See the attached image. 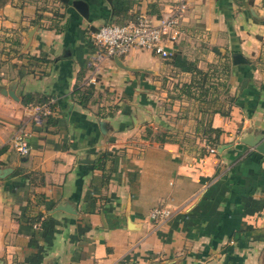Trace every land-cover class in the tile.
<instances>
[{"label": "crops", "instance_id": "crops-1", "mask_svg": "<svg viewBox=\"0 0 264 264\" xmlns=\"http://www.w3.org/2000/svg\"><path fill=\"white\" fill-rule=\"evenodd\" d=\"M73 1L0 0V264H264V153L237 148L264 131V0H188L168 57L97 70L91 31L175 0Z\"/></svg>", "mask_w": 264, "mask_h": 264}, {"label": "built area", "instance_id": "built-area-1", "mask_svg": "<svg viewBox=\"0 0 264 264\" xmlns=\"http://www.w3.org/2000/svg\"><path fill=\"white\" fill-rule=\"evenodd\" d=\"M188 0H175L174 4L159 17H152L141 13L135 20L124 24H104L91 31L90 37L97 47L94 57L89 64L94 70L109 57L127 56L133 49L150 50L154 54L168 57L171 52L166 46L167 42L177 39L180 33L179 20L187 7ZM95 74L88 78V82L95 83ZM39 113L46 114L43 107L37 109ZM40 115L35 116L40 121ZM27 132L19 129L11 138L12 147L20 154H27L30 146L27 142ZM210 152L215 151L209 148ZM172 215L167 206H156L149 212L150 219L162 221ZM126 264V263H124Z\"/></svg>", "mask_w": 264, "mask_h": 264}, {"label": "water", "instance_id": "water-1", "mask_svg": "<svg viewBox=\"0 0 264 264\" xmlns=\"http://www.w3.org/2000/svg\"><path fill=\"white\" fill-rule=\"evenodd\" d=\"M73 4L75 5V7H77L79 10H83L85 8L86 3L80 1V0H76L73 1ZM246 59L243 58L241 55L239 54H234L233 55V63H240V62H245ZM246 84V80L244 79L242 82V86H244ZM104 125L103 122H100V126L102 127ZM248 145L251 147H255L259 152L264 153V131H262L259 135H252L249 138H243L241 139V142L237 145V148H242L243 145ZM64 208V207H62Z\"/></svg>", "mask_w": 264, "mask_h": 264}, {"label": "trees", "instance_id": "trees-1", "mask_svg": "<svg viewBox=\"0 0 264 264\" xmlns=\"http://www.w3.org/2000/svg\"><path fill=\"white\" fill-rule=\"evenodd\" d=\"M59 1H61V2H63V3H67V2H69V0H59ZM114 23H117V24H124V23H126V22H114ZM190 68V67H189ZM224 69V68H223ZM194 72H195V74H197L198 76H199V78L200 79H198V85H202L203 83H205L206 82V80L209 78L208 77V73H206L205 71H203V70H201V69H198L197 67H194ZM194 82V81H193ZM196 81H195V83H197ZM191 85H192V83H191Z\"/></svg>", "mask_w": 264, "mask_h": 264}, {"label": "rangeland", "instance_id": "rangeland-1", "mask_svg": "<svg viewBox=\"0 0 264 264\" xmlns=\"http://www.w3.org/2000/svg\"><path fill=\"white\" fill-rule=\"evenodd\" d=\"M112 23H114V22H110V23H107V24H112ZM117 24V23H116ZM222 70H223V68H222ZM219 90H220V95H221V97H226L225 96V82H223V84H220L219 85ZM213 97V95L211 96V98Z\"/></svg>", "mask_w": 264, "mask_h": 264}]
</instances>
